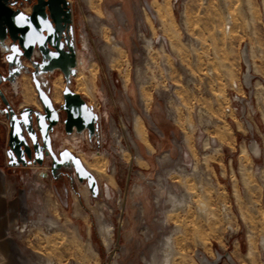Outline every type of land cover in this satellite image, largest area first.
<instances>
[{"label":"rangeland","instance_id":"374dc122","mask_svg":"<svg viewBox=\"0 0 264 264\" xmlns=\"http://www.w3.org/2000/svg\"><path fill=\"white\" fill-rule=\"evenodd\" d=\"M69 1L76 76L68 87L101 119L96 139L85 140L64 133L62 113L51 144L80 159L97 192L60 161V152L47 180L35 165L7 167V121L0 116V173L5 197L15 203L0 240V264H264V0ZM137 21L145 39L164 36V53L154 41L142 51ZM53 65L40 69L38 79L52 100L61 76L60 100H53L61 103L66 80ZM2 88L14 111L42 110L29 73L17 77L16 91L7 83ZM127 97L148 145L134 131ZM229 106L236 111L227 113ZM88 162L101 165L103 174ZM102 224L109 226L106 245Z\"/></svg>","mask_w":264,"mask_h":264},{"label":"water","instance_id":"95a60500","mask_svg":"<svg viewBox=\"0 0 264 264\" xmlns=\"http://www.w3.org/2000/svg\"><path fill=\"white\" fill-rule=\"evenodd\" d=\"M2 1L4 0H0V61L3 60L4 62L0 63V65L3 64L7 68V72L6 75H2L0 72V83H7L12 91H16L17 77L21 74L22 70L28 73L17 60V52H29L31 48L36 47L42 57L43 66L46 68L49 65L54 66L53 64L57 62L55 55H49L45 50L47 44L56 50L60 49V35L59 30H56V28L58 17H61V13L55 10L58 9V6L65 8L67 11L66 17L68 18L70 9L67 8L68 4L65 0H55L53 3L50 0L47 3L50 17L55 25L53 29L49 25V22H47L42 7L34 10L31 15L27 16L6 8ZM7 40L8 43H6ZM17 42L19 49H17ZM241 57L244 65H249L250 59L245 48ZM66 62L68 69H66V66L58 65L62 69L63 77L66 80V86L61 93L62 103L60 105H55L52 102L49 91L45 89V83L38 79V72L29 73L43 113L34 111L29 107L21 109L18 114L15 113L0 89V100L4 106L0 109V116L3 115L8 122V148L5 151L8 158V166H26L30 163L41 164L43 155L49 154L52 161L51 171L53 172L56 157L51 152L49 132L52 131L53 126L58 124V117L62 113L64 114L62 124L66 134H71L73 131L81 134L86 130L89 140L96 135V114L81 96L68 87L69 76L75 74L73 54L69 61ZM33 119L36 129L41 136L42 145L37 143ZM26 136L30 139L32 147L27 143ZM59 159L62 162H68L76 178L79 181L85 180L92 195L96 194V181L78 157L68 150H63L59 153ZM42 176L45 177V174L43 173ZM57 196L59 197L58 193Z\"/></svg>","mask_w":264,"mask_h":264},{"label":"flooded vegetation","instance_id":"af4514ba","mask_svg":"<svg viewBox=\"0 0 264 264\" xmlns=\"http://www.w3.org/2000/svg\"><path fill=\"white\" fill-rule=\"evenodd\" d=\"M49 1L50 0H4V1H2V3L6 8H8L12 11L20 12L21 14L27 15V16L31 15L34 10L42 7L44 9V13H45V17H46L47 22H49V25L52 26L54 29L55 25L52 21V18L50 17L49 11H48V4L47 3ZM53 2H55V0L51 1V3H53ZM67 8L69 9V7H67ZM55 11L58 13L59 12L61 13L60 14L61 17L60 16L58 17L57 28H56V30H59V35H60V41H59L60 42V49L56 50L47 44L45 51L49 55H55V60L57 61L56 64H58V65L61 64L63 67L66 66V69H68L66 61H69V59L71 58V55L75 51V45H76L74 29L72 26V18H71L72 14L70 11V15L67 18L66 17V13H67L66 9L63 7H60V6H58V9H56ZM58 13H56V14H58ZM17 49H19L18 42H17ZM17 60L20 62L21 67L25 68L28 73H32V72L37 73V72H39L40 69L44 68L42 57H41V55H40V53L36 47L31 48V50L29 52H25V51L24 52L23 51L17 52ZM28 64H30V65H28ZM56 70H58V69H56ZM6 72H7V69L5 68L4 75H6ZM1 84L2 83H0V85ZM32 110L37 111L39 113H43L42 110H37L35 108H32ZM31 116L34 118V116L32 114H31ZM60 118H61V114L58 117V124L57 125H59ZM34 123H35V121L33 119V125H35ZM54 128H55V126L52 127V131H50L49 134L53 132ZM34 131H35L37 143L39 145H42L40 134L38 133L37 130L34 129ZM50 144H51V142H50ZM30 147H32V145H30ZM61 151H63V149L59 150V152H61ZM51 152L54 155L59 153L58 151L54 152L52 144H51Z\"/></svg>","mask_w":264,"mask_h":264},{"label":"bare ground","instance_id":"6f19581e","mask_svg":"<svg viewBox=\"0 0 264 264\" xmlns=\"http://www.w3.org/2000/svg\"><path fill=\"white\" fill-rule=\"evenodd\" d=\"M151 2H154L155 0H150ZM139 10H140V13H141V15H142V17H143V20L144 21H147V19H146V17L148 18V20H149V16H148V13H147V11L145 12L144 11V7L143 6H141L140 8H139ZM146 10V9H145ZM152 13H154V12H152ZM117 14L120 16V17H122L118 12H117ZM154 15H156V14H154ZM157 16V15H156ZM158 18V17H157ZM158 20H159V18H158ZM160 21V20H159ZM161 22V21H160ZM224 27H226V26H224ZM118 45V43H114V45H113V48L114 49H117V50H120V51H122L121 50V47L120 46H117ZM254 58V57H253ZM253 58H251L252 59V63H251V65H252V67H253V72L255 73V74H258L257 73V70H258V68H257V63L254 61V59ZM77 61H78V64H76L77 65V76H78V84H77V89H79L80 90V87H81V84H80V80H81V78H82V72L81 71H79V66H82L83 67V64H84V62H83V60L79 57V58H77ZM74 62H75V60H74ZM94 63V62H93ZM79 65V66H78ZM89 71V70H88ZM90 72V71H89ZM75 76H76V74H75ZM74 76V77H75ZM136 76H138V75H136ZM80 77V78H79ZM138 79V78H137ZM62 79H61V76L60 75H58L57 77H56V79H55V81H54V92H53V95H52V99L54 100V101H59L60 99V97H59V91H58V82H60ZM61 84V83H60ZM138 87V95H139V99H140V102H139V105L140 106H142V109H143V116L147 119V120H149L148 119V115H147V105H148V102H147V99H145V100H142L141 99V96H140V90H139V86H137ZM236 89H240V87L239 86H237L236 87ZM76 93V92H75ZM77 94V93H76ZM30 92H29V90L27 89V91L24 93V95H23V97H24V99L27 101V100H29L30 99ZM260 94L258 93V92H256L255 93V97H257V98H260ZM50 98H51V93H50ZM148 100H149V98H148ZM53 102V101H52ZM54 103V102H53ZM61 103H62V101H61ZM61 103H54L55 105H60ZM144 104H146L145 106H144ZM38 110V109H37ZM100 117H101V115H100ZM169 117H170V115H169ZM171 118V117H170ZM142 119L137 115V114H135L134 116H133V125H134V131H135V133H136V135L142 140V142H144L146 145H148L149 144V142H148V140H147V138H146V133H145V128H144V124H143V122L141 121ZM150 121V120H149ZM240 122V121H239ZM241 123V122H240ZM150 124L152 125V123L150 122ZM241 126H242V123H241ZM153 128H154V130H155V132H157V130L155 129V127L153 126ZM243 129V128H242ZM76 133V132H75ZM74 133H72L71 134V137H72V135H73ZM160 134V133H159ZM85 137H86V135H85ZM244 145V144H243ZM245 146V145H244ZM240 149V148H239ZM135 152H137V151H135ZM81 155V154H80ZM96 156V155H95ZM97 157V156H96ZM93 160H95V159H93ZM92 160V161H93ZM97 162H98V160H97ZM101 164L103 163V162H100ZM83 164V163H82ZM31 165H35V164H31ZM31 165H29V166H31ZM36 166V165H35ZM88 167L89 168H92L93 170H95L96 172H98L100 175L101 174H103V168H102V166L101 165H97L96 163H92V162H88ZM104 167V166H103ZM41 171V172H40ZM39 172H37V174L40 176V174H41V176L40 177H42V174H43V172H44V169H42V170H40ZM75 202V201H74ZM73 214H74V216H78V207L76 206V203H74L73 204ZM108 231H109V226H105V225H100L99 226V228H98V232H99V234H100V241H101V244H103V245H106L107 244V235H108ZM263 242H264V240H262ZM264 244V243H263ZM247 255V257H250V252L248 251L247 253H246ZM212 255V254H211ZM239 263L241 262L240 260H238V259H236ZM240 264H243L242 262L240 263Z\"/></svg>","mask_w":264,"mask_h":264},{"label":"built area","instance_id":"2783aa9c","mask_svg":"<svg viewBox=\"0 0 264 264\" xmlns=\"http://www.w3.org/2000/svg\"><path fill=\"white\" fill-rule=\"evenodd\" d=\"M66 2H67V4H68V7H69V9H70V11H71V3H70V1L69 0H65ZM71 14H72V11H71ZM72 18V26H73V29H75V27H74V24H73V16L71 17ZM229 19V18H228ZM227 22H229V21H227ZM80 26H81V30H82V35L80 36V38L81 39H83L84 37H86V33L84 32V27L80 24ZM147 27L146 28H148L149 29V27H148V25H146ZM227 27V29L229 28L228 26H226ZM157 28V30H159V26H157L156 27ZM136 35H137V38H136V40H137V43H138V45H139V47L142 49V51H145V49H146V52H147V48L148 49H151V47L152 46H154L153 44L155 43H157V44H159V48L162 50V53H164V41H165V39H164V36L162 35V34H160V36H157L156 38H154L153 39V37L152 36H150L151 38L150 39H145V31H144V29H143V27L138 23V21H137V24H136ZM153 41H154V43H153ZM6 43H8V40H7V42ZM75 50H76V45H75ZM2 62H4L3 60H1L0 61V63H2ZM5 70V69H4ZM4 70H0V72L2 73V75H4ZM16 82H17V80H16ZM240 84L238 83L237 84V82H233L232 83V87L233 88H236L237 86H239ZM0 89H1V91L3 92V88H2V85H0ZM137 98H139V97H137ZM127 102H128V104H129V108H130V112H131V115H132V117L135 115V114H137L138 115V113L136 112V110L134 109V107L132 106V104H131V102H130V99H129V97H127ZM0 105H1V100H0ZM92 109H93V112L96 114V116H97V120H96V135L95 136H97L98 135V127H99V123H100V119H101V117H100V114H99V112H98V110L95 108V107H92ZM225 111L227 112V113H229L230 111H236V107H226L225 108ZM15 113H19V111L17 110V111H15ZM143 115V114H142ZM147 115H148V113H147ZM169 115H171L170 113L169 114H166V118L168 119V120H170V121H173V116H170L169 117ZM139 116V115H138ZM148 119H149V116H148ZM150 120V119H149ZM7 121V120H6ZM33 128L35 129V130H37L36 129V126L35 125H33ZM157 130V129H156ZM6 131H8V122H7V125H6ZM63 131H64V128H63ZM73 132H75V131H73ZM72 132V133H73ZM65 133V132H64ZM71 133V134H72ZM158 136H162L161 135V132H159L158 130H157V132H155ZM160 133V134H159ZM66 134V133H65ZM71 134H66L67 136H70ZM78 135H80L79 133H77ZM81 134H83V138L86 140V139H88V137H87V131L86 130H84ZM85 135H86V137H85ZM93 137L92 139L93 140H95L96 139V137ZM49 138H50V142H52L53 141V139H54V134H53V132L52 133H50L49 134ZM92 139H90V140H92ZM26 140H27V143L29 144V146L31 145V141H30V139L26 136ZM53 147V146H52ZM53 150H54V152H56L55 151V149L53 148ZM7 164V163H6ZM31 164H35V163H30V164H27L26 165V167H29V165H31ZM43 164H45V165H43ZM50 164H51V158H50V155L49 154H44L43 155V163H42V165H39V164H35L36 165V167H38L39 169H38V171L39 170H42V169H44V174H45V177H41V181H43V180H47L48 179V173H49V170H50ZM17 166H21V165H17ZM7 167H9V168H13V167H16V166H8L7 165ZM0 172L1 173H3L4 171H3V169H0ZM41 172V171H40ZM75 175V174H74ZM36 176H37V174H36Z\"/></svg>","mask_w":264,"mask_h":264},{"label":"crops","instance_id":"0c3cea01","mask_svg":"<svg viewBox=\"0 0 264 264\" xmlns=\"http://www.w3.org/2000/svg\"><path fill=\"white\" fill-rule=\"evenodd\" d=\"M22 77H25V76H22ZM4 84L5 83L2 82L1 85H4ZM27 85H28V83H27ZM21 86H22V83H21ZM26 88L30 90V94H31L32 93L31 86L28 85ZM52 101H53V99H52ZM35 106L38 107V104H36ZM237 122H239V121L236 120V122H235L236 123V127H237ZM237 129H238V127H237ZM239 130L242 131L243 129H239ZM6 132H7V135H8V131H6ZM146 138H147V135H146ZM3 177L4 176L0 173V240L3 239V238H5V235H6V229H5L6 228V225H5V223L7 222L9 213L11 214V209L15 205V203L13 202L14 200H8L5 197V180H4ZM8 201H10V202H8Z\"/></svg>","mask_w":264,"mask_h":264}]
</instances>
